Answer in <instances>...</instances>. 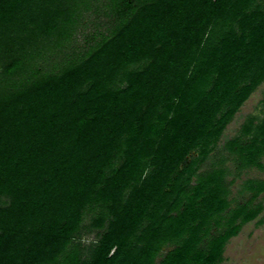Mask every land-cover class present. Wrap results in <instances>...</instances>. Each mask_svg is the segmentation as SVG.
<instances>
[{
	"label": "trees",
	"instance_id": "obj_1",
	"mask_svg": "<svg viewBox=\"0 0 264 264\" xmlns=\"http://www.w3.org/2000/svg\"><path fill=\"white\" fill-rule=\"evenodd\" d=\"M263 83L264 0H0V264H224Z\"/></svg>",
	"mask_w": 264,
	"mask_h": 264
},
{
	"label": "rangeland",
	"instance_id": "obj_2",
	"mask_svg": "<svg viewBox=\"0 0 264 264\" xmlns=\"http://www.w3.org/2000/svg\"><path fill=\"white\" fill-rule=\"evenodd\" d=\"M252 128L255 132L264 121V83L261 84L247 100L239 112L230 120L223 133V139L237 138L244 136L245 128L254 120ZM251 136H245V139H250ZM212 146V145H211ZM228 157V153L223 155L212 154L211 158ZM264 164V158H263ZM227 166L231 168L233 174L229 176V180L235 179L232 185V199H234L233 207L236 203H242L249 199L250 192L245 188L247 180H263L264 170L250 169L244 171L237 176L235 173L234 164L232 161L227 162ZM264 195H262L263 197ZM86 223H89V217H86ZM96 240L94 234H85L82 242L85 245ZM226 261L224 264H264V224L258 226L256 222H251L244 226L241 233L230 240L225 252Z\"/></svg>",
	"mask_w": 264,
	"mask_h": 264
}]
</instances>
